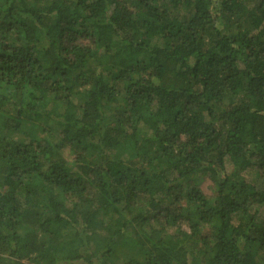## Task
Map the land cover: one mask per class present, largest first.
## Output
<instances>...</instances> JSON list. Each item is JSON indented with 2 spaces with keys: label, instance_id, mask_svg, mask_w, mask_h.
Segmentation results:
<instances>
[{
  "label": "trees",
  "instance_id": "obj_1",
  "mask_svg": "<svg viewBox=\"0 0 264 264\" xmlns=\"http://www.w3.org/2000/svg\"><path fill=\"white\" fill-rule=\"evenodd\" d=\"M263 211L264 0H0V264H264Z\"/></svg>",
  "mask_w": 264,
  "mask_h": 264
},
{
  "label": "rangeland",
  "instance_id": "obj_2",
  "mask_svg": "<svg viewBox=\"0 0 264 264\" xmlns=\"http://www.w3.org/2000/svg\"><path fill=\"white\" fill-rule=\"evenodd\" d=\"M252 175H253L252 172L247 173L248 177H252ZM199 182H200L201 188L203 189L205 194H207V195L212 194V183L208 177H204V178L200 179ZM262 216H264V211L262 213Z\"/></svg>",
  "mask_w": 264,
  "mask_h": 264
}]
</instances>
